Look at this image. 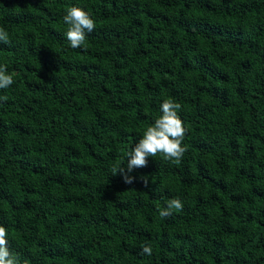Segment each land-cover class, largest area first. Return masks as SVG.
<instances>
[{
    "label": "trees",
    "instance_id": "1",
    "mask_svg": "<svg viewBox=\"0 0 264 264\" xmlns=\"http://www.w3.org/2000/svg\"><path fill=\"white\" fill-rule=\"evenodd\" d=\"M74 6L96 23L76 49ZM0 27V225L20 264H264V0H0ZM168 99L182 159L124 183L112 167Z\"/></svg>",
    "mask_w": 264,
    "mask_h": 264
},
{
    "label": "clouds",
    "instance_id": "2",
    "mask_svg": "<svg viewBox=\"0 0 264 264\" xmlns=\"http://www.w3.org/2000/svg\"><path fill=\"white\" fill-rule=\"evenodd\" d=\"M63 22L67 25L66 39L73 49L85 46L86 33L93 32L96 27L90 14L75 6L67 10L63 16ZM0 42L10 43L9 34L2 27H0ZM13 83V76L7 72V66L0 65V89H7ZM2 99H7V97ZM180 108L179 103L170 99L164 100L160 105L161 115L147 127L135 146L128 151L125 162L112 167L111 174H120L124 183L130 184L133 182V177L129 173L134 169L146 167L149 157H156L160 154L163 159L178 163L186 151V148L182 146L186 129L178 115ZM182 210V201L179 198H172L165 208L159 210V215L166 218L173 212ZM141 254L151 255V246L142 245ZM0 264H20L19 254L9 250L8 232L2 225H0Z\"/></svg>",
    "mask_w": 264,
    "mask_h": 264
}]
</instances>
